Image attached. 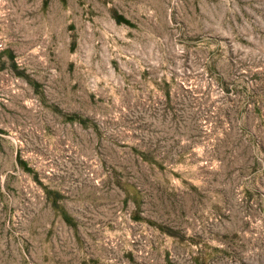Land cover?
<instances>
[{
  "label": "rangeland",
  "instance_id": "374dc122",
  "mask_svg": "<svg viewBox=\"0 0 264 264\" xmlns=\"http://www.w3.org/2000/svg\"><path fill=\"white\" fill-rule=\"evenodd\" d=\"M0 264H264V0H0Z\"/></svg>",
  "mask_w": 264,
  "mask_h": 264
}]
</instances>
